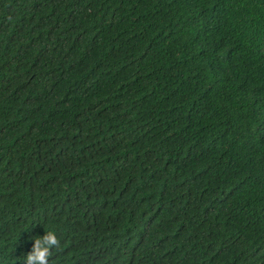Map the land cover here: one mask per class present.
<instances>
[{
    "label": "trees",
    "instance_id": "1",
    "mask_svg": "<svg viewBox=\"0 0 264 264\" xmlns=\"http://www.w3.org/2000/svg\"><path fill=\"white\" fill-rule=\"evenodd\" d=\"M264 264V0H0V264Z\"/></svg>",
    "mask_w": 264,
    "mask_h": 264
},
{
    "label": "clouds",
    "instance_id": "2",
    "mask_svg": "<svg viewBox=\"0 0 264 264\" xmlns=\"http://www.w3.org/2000/svg\"><path fill=\"white\" fill-rule=\"evenodd\" d=\"M55 231H48L42 237L34 239L33 246L25 256L23 264H50L51 249L59 247Z\"/></svg>",
    "mask_w": 264,
    "mask_h": 264
}]
</instances>
